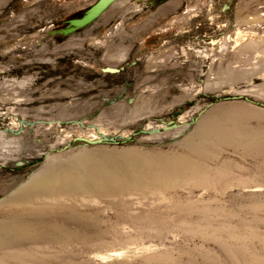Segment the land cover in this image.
Returning <instances> with one entry per match:
<instances>
[{"label": "rangeland", "instance_id": "374dc122", "mask_svg": "<svg viewBox=\"0 0 264 264\" xmlns=\"http://www.w3.org/2000/svg\"><path fill=\"white\" fill-rule=\"evenodd\" d=\"M0 0V264H264V0Z\"/></svg>", "mask_w": 264, "mask_h": 264}, {"label": "water", "instance_id": "95a60500", "mask_svg": "<svg viewBox=\"0 0 264 264\" xmlns=\"http://www.w3.org/2000/svg\"><path fill=\"white\" fill-rule=\"evenodd\" d=\"M115 0H99L96 4H94L88 12L80 19H75L73 22L76 25H83L91 20L98 17L104 9H106L112 2Z\"/></svg>", "mask_w": 264, "mask_h": 264}]
</instances>
